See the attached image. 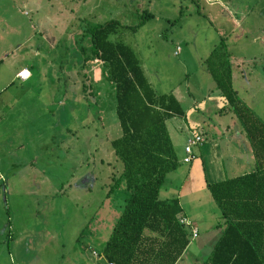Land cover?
Segmentation results:
<instances>
[{"label":"rangeland","instance_id":"1","mask_svg":"<svg viewBox=\"0 0 264 264\" xmlns=\"http://www.w3.org/2000/svg\"><path fill=\"white\" fill-rule=\"evenodd\" d=\"M109 18L120 23L109 37L132 48L157 92L196 86L198 95L214 99L208 66L220 57L210 56L214 64L205 58L215 47L227 55L232 85L264 117V0H0V54L7 53L0 80H8L11 72L4 71L12 70L17 57L34 72L28 80L12 78L0 94L10 103L0 119V264H88L102 258L127 193L123 179L111 185L121 162L109 140L120 130L104 64L92 55L80 60L76 48L90 53L86 27ZM58 63L57 82L50 66L58 69ZM245 78L255 81L254 89L239 86ZM165 121L170 128L171 119ZM171 138L180 155L183 136ZM234 139L232 134L228 151L235 157L224 155L226 176L249 170L246 157L239 159L245 147ZM184 164L165 173L159 197L175 194ZM186 193L180 200L198 224L197 236L176 264H192L193 251L201 259L207 254L206 228L218 209L207 189ZM191 194L200 195L201 204Z\"/></svg>","mask_w":264,"mask_h":264},{"label":"trees","instance_id":"2","mask_svg":"<svg viewBox=\"0 0 264 264\" xmlns=\"http://www.w3.org/2000/svg\"><path fill=\"white\" fill-rule=\"evenodd\" d=\"M118 24L109 18L87 26L90 53L82 45L76 48L80 60L90 55L100 60L113 84L120 132L109 143L121 171L111 185L121 178L127 190L102 245L103 260L93 264H173L188 244L189 225L178 221L183 213L178 197H159L158 191L165 173L180 162L165 120L183 110L171 91L153 88L130 46L109 37ZM215 49L205 58L214 64L210 56L220 57L209 73L241 125L254 168L206 182L222 230L200 264H264V121L236 94L227 55Z\"/></svg>","mask_w":264,"mask_h":264},{"label":"crops","instance_id":"3","mask_svg":"<svg viewBox=\"0 0 264 264\" xmlns=\"http://www.w3.org/2000/svg\"><path fill=\"white\" fill-rule=\"evenodd\" d=\"M23 12L26 13L27 11L24 10ZM38 26H39V24H38ZM37 28L38 27H36L34 30L40 32V29L38 30ZM41 30H42V28H41ZM53 38L54 37L50 36L48 39L53 40ZM20 43H21V41L18 44H20ZM9 45H10V42H9ZM51 45H52V43H51ZM10 52H11L10 54H12L14 51H10ZM6 54L7 53H1L0 54V65H1V61H2L3 57ZM30 61L32 63L33 60H30ZM26 62L27 61H22L20 59V57H17L16 61H13V63L11 64V66H13L12 70L7 69V67H5L3 65V67L5 69H7L4 72L6 73V72L10 71L11 73H10L8 80H3V81L0 80V94L6 88V87H4V84L6 85V83L10 82V80L12 78L18 77L20 80H28V78L33 77L34 72H32V69L30 68V66H32V65H30L29 62L28 63H26ZM60 66H61V64L58 63V69L59 70L56 69L54 65L50 66L51 70L53 68V71H51L50 76L52 77V79H55L57 82L59 80L61 81ZM20 69H24L27 71V75L23 78L16 75L17 71H19ZM73 70L76 73V68ZM54 74H56V75L54 76ZM75 76H76V74H75ZM233 78H234V75L231 74V71H230L231 84L233 83ZM244 80L245 81H243L242 85L239 84V86L241 88H243L244 91L254 89L253 86H254L255 81L249 82L247 78H245ZM259 85H261V84L258 83L257 87ZM214 86H215V84H214ZM232 87H233L234 91L236 92V94L241 98V100L251 108V106L247 102L246 98H244V96H242V94H241V96L239 95L238 91L236 90V86L232 85ZM196 89H197L196 86H194L193 89L191 88L190 90L186 86L182 87V89H177L176 87L171 89L170 91L178 100V102H179V104L183 110V114L182 115L175 114V115H172L171 117L166 119V120L171 119L170 128H167V126H166V128H167L168 135L171 139L174 151H175L176 156H177L179 161H183L181 158L184 155L183 143H184V138H185L186 134L190 131H195V132H199L203 137V140L199 144L192 146L193 156L190 159V161L187 162V164L183 165L184 171H181L182 179L179 180V184H178L176 192H175V195L178 197V201H179L180 205L182 206V211H183L182 216L185 217L186 219H188L191 222V225L195 226V228H196V235L195 236H197V225L198 224H196L194 222V220H192L187 215V210H186V208H184L186 205L181 202L180 197L183 194H187L186 192L198 190L199 188H200V191L201 190L206 191V189H207L205 187L206 182H214V181L224 179L225 177H230V176H226V174H225L224 155H225V152H227L229 154V156L235 157V153L233 151H231L230 153H229L230 150L228 151V146L230 145L232 134H235L234 141H236L239 144L240 148L245 147L244 148L245 151L242 153V155L239 156V159L242 161L243 157H246L244 164L248 165L247 167L249 169V170H245V171L238 173V174H242V173L250 171L254 168L253 156L251 153V149H250L248 141L244 135V132L241 128V125L238 122V120H237L236 116L234 115V113L232 112V110L229 108L224 96L221 95L219 89L215 87V89L217 90V95L211 101H207L205 99L206 98L205 92H204V94L202 93L201 95H198L197 94L198 91H196ZM256 90H258V88H256ZM59 100L60 99H58L57 101L59 102ZM9 105H10V103L0 96V119H2L3 114L5 115L4 111L6 112ZM204 108H207V109H204ZM251 110L253 111L252 108H251ZM254 113L258 116V114L256 112H254ZM260 118L264 121V117L263 118L260 117ZM165 125H166V121H165ZM232 127H234V131H232ZM214 128L216 131L211 132V129H214ZM176 132L179 135L183 136V142L181 144V154L180 155L177 154L175 145L173 144V141L171 138V136H174V134H176ZM205 134L210 135L209 136L210 138L206 139ZM219 138H221V139H219ZM183 162H186V161H183ZM177 166H179V164ZM234 176H235V174H234ZM191 196H195V198L197 200L196 201L197 206L199 204H201L199 202V200H201L200 195L198 196V195H192L191 194ZM202 200L204 201V198ZM212 202H213V200H212ZM206 206H207V208H209V204H206ZM215 207H217V206L215 205ZM188 209L190 210V208H188ZM191 212H193V211H191ZM211 214H214L213 220H212L213 223L210 226H208V228H206V231L208 232V235L210 238L209 243L211 246H209V250H208L207 254H204L202 259L199 258L197 251H193L192 254L190 255L193 260L189 259V261H192V264H200L203 261V259H205V257L208 255L213 243L215 242V240L217 239V237L221 233L222 226L219 224L218 225L216 224L218 219H219V215H220L219 210L214 209L213 213H211ZM193 218H194V216H193ZM214 219H217V220H214ZM196 220L198 221V223L201 222V224H203L201 219L200 220L196 219ZM189 232H190V226H189ZM107 236H106V238H107ZM193 237L194 236H191L189 233L188 244L185 246V248L183 249V251L181 252L179 257L174 261L173 264H176V263H178L179 260H181L184 252L186 250H188V247L191 244ZM91 252H92V254L95 253V252H93V250ZM95 254L98 255L97 252ZM96 260H103V256H102V258L96 259ZM96 260H94V261H96ZM88 262H89V260H88ZM93 262L90 261L88 264H93ZM185 262H187V260H185Z\"/></svg>","mask_w":264,"mask_h":264},{"label":"built area","instance_id":"4","mask_svg":"<svg viewBox=\"0 0 264 264\" xmlns=\"http://www.w3.org/2000/svg\"><path fill=\"white\" fill-rule=\"evenodd\" d=\"M178 48H179L178 45H176L174 47L173 52L176 53L178 51ZM16 75L23 78L27 75V71L24 69H20L19 71H17ZM202 140H203V137L199 132L190 131L184 138V143H183L184 155L182 156L181 159L186 162L189 161L193 156L192 146L199 144ZM178 221L190 226L191 236L196 235V228L195 226L191 225L188 219H186L183 216H179Z\"/></svg>","mask_w":264,"mask_h":264}]
</instances>
